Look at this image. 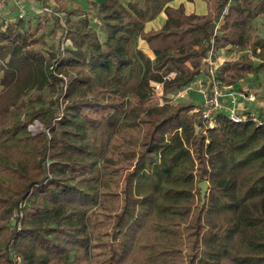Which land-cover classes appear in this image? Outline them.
<instances>
[{
  "label": "trees",
  "instance_id": "1",
  "mask_svg": "<svg viewBox=\"0 0 264 264\" xmlns=\"http://www.w3.org/2000/svg\"><path fill=\"white\" fill-rule=\"evenodd\" d=\"M172 1L0 16V264H264V118L145 106L199 74L217 25L223 85L263 71L264 0Z\"/></svg>",
  "mask_w": 264,
  "mask_h": 264
},
{
  "label": "built area",
  "instance_id": "2",
  "mask_svg": "<svg viewBox=\"0 0 264 264\" xmlns=\"http://www.w3.org/2000/svg\"><path fill=\"white\" fill-rule=\"evenodd\" d=\"M9 4H18V0H0V16ZM39 13L52 14V6H43ZM217 28L218 25L215 28L213 37L210 39L209 48L203 59V67L191 82L181 88L167 89L165 82L175 77L174 72L164 77L162 82H151V96L156 101L157 106L177 103L187 100L191 95H198L201 99L202 118L208 125L213 124L214 117L219 113H224L234 123L245 121V114L239 113L236 105L238 96L245 99V93L229 91V88L224 86L219 79L220 68L232 59L233 55L225 54L226 48L215 47L214 35ZM247 99L254 100L250 96ZM36 125L37 123L34 124L35 127ZM12 262L13 264H22L20 257L17 255L12 256Z\"/></svg>",
  "mask_w": 264,
  "mask_h": 264
},
{
  "label": "crops",
  "instance_id": "3",
  "mask_svg": "<svg viewBox=\"0 0 264 264\" xmlns=\"http://www.w3.org/2000/svg\"><path fill=\"white\" fill-rule=\"evenodd\" d=\"M181 4L185 9L186 14L193 13L196 15H205L207 13V3L203 0H194L192 2L186 0H174L169 4V6L177 8ZM48 5L54 6V0H18V4H9L6 10H4L3 15L4 18L12 20L17 16H20L23 9L24 13L22 14V16L32 21V19L35 18L34 16L36 15V13H38L43 6ZM165 23L166 16L163 12H161L154 20L144 25V30H158L163 28ZM137 48L145 55H147L151 59V61H154L155 55L152 51H150L145 41L138 40ZM228 88L229 91L245 93V99L238 96L236 100L237 110L239 111V113L245 114V117L247 115H253L254 117L259 119L264 118V70L258 74L250 75L245 79L239 81L235 86H229ZM248 96L253 97L254 100H248ZM193 100L194 96L191 95L187 98L186 101L193 102ZM197 105H200V102Z\"/></svg>",
  "mask_w": 264,
  "mask_h": 264
},
{
  "label": "rangeland",
  "instance_id": "4",
  "mask_svg": "<svg viewBox=\"0 0 264 264\" xmlns=\"http://www.w3.org/2000/svg\"><path fill=\"white\" fill-rule=\"evenodd\" d=\"M121 2H123V3H125L126 2V0H120ZM72 2H74V3H76V4H79V5H81V6H84L85 5V0H72ZM53 6V5H52ZM261 32H262V29L260 30ZM194 96V100H193V103L195 104V105H197L199 102L201 103V99H200V97L199 96H195V95H193ZM157 103H156V101L154 100V99H152V96H151V92H150V99H149V101H146V103H145V106H157L156 105ZM42 128L40 127V125L37 123V125H36V127L34 126V125H32L31 127H30V130H31V132H33V133H36L37 131H39V130H41ZM72 257V256H71ZM13 264V263H12Z\"/></svg>",
  "mask_w": 264,
  "mask_h": 264
},
{
  "label": "water",
  "instance_id": "5",
  "mask_svg": "<svg viewBox=\"0 0 264 264\" xmlns=\"http://www.w3.org/2000/svg\"><path fill=\"white\" fill-rule=\"evenodd\" d=\"M198 187L200 189V197H201V200H202V204L204 203V196H205V193L207 191V185L205 182H200L198 184Z\"/></svg>",
  "mask_w": 264,
  "mask_h": 264
}]
</instances>
